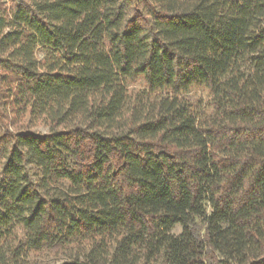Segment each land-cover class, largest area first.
I'll return each mask as SVG.
<instances>
[{
  "label": "trees",
  "instance_id": "16d2710c",
  "mask_svg": "<svg viewBox=\"0 0 264 264\" xmlns=\"http://www.w3.org/2000/svg\"><path fill=\"white\" fill-rule=\"evenodd\" d=\"M45 256L264 264V0H0V264Z\"/></svg>",
  "mask_w": 264,
  "mask_h": 264
},
{
  "label": "rangeland",
  "instance_id": "374dc122",
  "mask_svg": "<svg viewBox=\"0 0 264 264\" xmlns=\"http://www.w3.org/2000/svg\"><path fill=\"white\" fill-rule=\"evenodd\" d=\"M140 83L134 86H140L141 85ZM208 96H209L208 91L200 87L193 88L189 94V97L192 100H198V99L208 100ZM38 130L41 132L47 131L46 128H39ZM180 232H181V228L178 227L175 230V233L179 234ZM56 263L57 261L54 258L50 256H45V257H33L29 264H56Z\"/></svg>",
  "mask_w": 264,
  "mask_h": 264
}]
</instances>
